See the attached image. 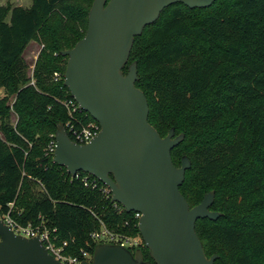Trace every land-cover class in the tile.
I'll return each mask as SVG.
<instances>
[{
	"label": "trees",
	"instance_id": "16d2710c",
	"mask_svg": "<svg viewBox=\"0 0 264 264\" xmlns=\"http://www.w3.org/2000/svg\"><path fill=\"white\" fill-rule=\"evenodd\" d=\"M91 3L0 5V216L21 226L43 221L73 253L93 249L90 234L101 226L139 233L133 213L117 211L98 188L84 187V173L71 177L46 154L48 135L69 120L61 52L85 35ZM32 42L41 49L29 76L23 54ZM129 61L160 137L178 134V118L187 122L171 150L176 167L182 156L190 162L179 191L190 208L213 191L210 210L221 214L195 223L205 256H217L214 264H264V0H217L205 9L173 4L135 37ZM77 117L93 121L83 111Z\"/></svg>",
	"mask_w": 264,
	"mask_h": 264
},
{
	"label": "water",
	"instance_id": "95a60500",
	"mask_svg": "<svg viewBox=\"0 0 264 264\" xmlns=\"http://www.w3.org/2000/svg\"><path fill=\"white\" fill-rule=\"evenodd\" d=\"M217 0H93L85 35L73 48L61 52L67 58L63 85L80 110L100 131L84 145L73 142L63 124L54 136L53 164L74 177L88 174L107 187L111 202L126 213H137L138 231L154 264H214L207 258L195 232L199 219L215 221L221 215L210 210L214 192L190 208L179 191L190 168L183 157L176 167L171 150L183 136L170 129L160 137L148 122V104L135 87L136 62L126 66L135 37L156 22L161 12L182 4L205 9ZM0 264H62L38 238L15 235L0 219ZM81 264H151L141 251L131 254L119 245L102 244L93 250L91 262Z\"/></svg>",
	"mask_w": 264,
	"mask_h": 264
},
{
	"label": "built area",
	"instance_id": "2783aa9c",
	"mask_svg": "<svg viewBox=\"0 0 264 264\" xmlns=\"http://www.w3.org/2000/svg\"><path fill=\"white\" fill-rule=\"evenodd\" d=\"M53 80L57 81L60 79V75L58 73H53ZM63 79V78H62ZM62 106L67 112V116L69 120L64 125V128L69 136V138L80 145L87 144L90 142L100 131V126L93 120L86 123L80 121L77 117L79 113L82 111L78 107L77 103L71 97V99H65L61 102ZM55 149V140H51L46 147V154L52 155L54 154ZM77 173L75 176L78 177ZM92 177L88 174H84L82 177V183L84 187H90L92 189H99L100 192L105 196L111 198L110 191L103 184V187H98L97 179L92 177V180L89 178ZM113 203V202H112ZM116 207L117 211L124 210L119 204L113 203ZM134 219L139 220L140 215L137 213H133ZM7 226L10 227L12 232L17 235L24 237L26 239L38 238L41 242L44 249L50 254L56 261L62 264H81V262H91L93 256L94 248H90L87 245V248H81L76 253H73L70 249V242L67 240H59L56 235V229L48 228L45 226L43 221H40L39 224L32 226L30 224L26 226H21L17 224L15 221L11 220L8 215H4L1 219ZM138 225V224H137ZM90 239L92 242L98 240H104L108 243L115 242L114 245H119L125 249L130 246V241L127 237L123 235L113 234L108 231L104 226H101L98 231H95L90 234Z\"/></svg>",
	"mask_w": 264,
	"mask_h": 264
},
{
	"label": "rangeland",
	"instance_id": "374dc122",
	"mask_svg": "<svg viewBox=\"0 0 264 264\" xmlns=\"http://www.w3.org/2000/svg\"><path fill=\"white\" fill-rule=\"evenodd\" d=\"M92 2H93V0H92ZM6 3H10L11 6H22V7H29L30 6V0H0V5H5ZM40 49H41V45H39L38 43H36L35 46L29 47V48L27 47L26 50L24 51L23 58H24V60L26 61L27 65H28V71L27 72H28V75L29 76L31 75V71H32L33 66H34L33 65L34 64V60L38 56V54L40 52ZM133 62H135V61H129L128 60L126 66L124 67L125 70L123 71V74H126L127 73L129 65H131ZM2 94H3V92L0 91V97L2 96ZM16 122H17V115L15 114V112L12 111V112H10L9 123L12 126H14ZM174 122H176L177 129L179 128L178 134L176 136H174V137H178V136L182 135L183 136V139H184L183 132H184V129L186 130V126H187L186 120L185 119L178 118ZM168 132L169 131H167L166 134H164V137L168 134ZM54 136H55V134H53V133L51 134L50 133L48 135V138L51 140V139H54ZM185 142L186 143L184 145V152L190 150L189 141H187V138H186V141ZM183 157L187 158L186 156H182L181 159ZM2 218H3V216L1 215L0 216V219H2ZM110 232L113 233V231H110ZM117 235H118V233H117ZM123 236L127 237V239H129V241L131 243L130 246L127 247V250L131 254L134 255L135 252L137 250H139V251H141V254H142V257H143L144 262H150L152 264V260L149 257L148 250L145 248L144 243H143L142 239L140 238L139 233L134 234V235H126V234H123ZM114 243L115 242L108 243V242H106L104 240H98V241H94L93 244H92V246L95 248L98 245H102V244L114 245Z\"/></svg>",
	"mask_w": 264,
	"mask_h": 264
},
{
	"label": "crops",
	"instance_id": "0c3cea01",
	"mask_svg": "<svg viewBox=\"0 0 264 264\" xmlns=\"http://www.w3.org/2000/svg\"><path fill=\"white\" fill-rule=\"evenodd\" d=\"M36 45V43H34V42H32V43H30L27 47L29 48V47H33V46H35ZM37 58V57H36ZM36 58H35V60H36ZM35 60H34V63H35ZM34 65V64H33ZM1 91V90H0ZM2 92V91H1Z\"/></svg>",
	"mask_w": 264,
	"mask_h": 264
}]
</instances>
